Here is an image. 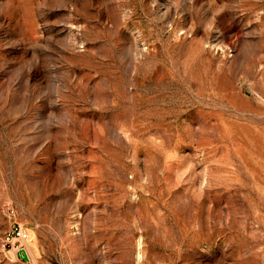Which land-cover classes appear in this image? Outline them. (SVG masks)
Here are the masks:
<instances>
[{
    "label": "rangeland",
    "instance_id": "1",
    "mask_svg": "<svg viewBox=\"0 0 264 264\" xmlns=\"http://www.w3.org/2000/svg\"><path fill=\"white\" fill-rule=\"evenodd\" d=\"M0 264H264V0H0Z\"/></svg>",
    "mask_w": 264,
    "mask_h": 264
},
{
    "label": "built area",
    "instance_id": "2",
    "mask_svg": "<svg viewBox=\"0 0 264 264\" xmlns=\"http://www.w3.org/2000/svg\"><path fill=\"white\" fill-rule=\"evenodd\" d=\"M27 239H28V233L24 229H22L21 227H15L11 231L10 236L8 238L9 241H11V240H17V241H19L21 243L22 242H26ZM22 248H24V247H22V245H20L18 251L20 249H22Z\"/></svg>",
    "mask_w": 264,
    "mask_h": 264
},
{
    "label": "water",
    "instance_id": "3",
    "mask_svg": "<svg viewBox=\"0 0 264 264\" xmlns=\"http://www.w3.org/2000/svg\"><path fill=\"white\" fill-rule=\"evenodd\" d=\"M18 256H19V258H20L22 261H24V262H29V260H30V258H29V256H28L27 251H26L25 248H22V249H20V250L18 251Z\"/></svg>",
    "mask_w": 264,
    "mask_h": 264
},
{
    "label": "bare ground",
    "instance_id": "4",
    "mask_svg": "<svg viewBox=\"0 0 264 264\" xmlns=\"http://www.w3.org/2000/svg\"><path fill=\"white\" fill-rule=\"evenodd\" d=\"M27 240H29V236H28V239ZM26 251H27V254L29 255V251H28V249H26Z\"/></svg>",
    "mask_w": 264,
    "mask_h": 264
}]
</instances>
